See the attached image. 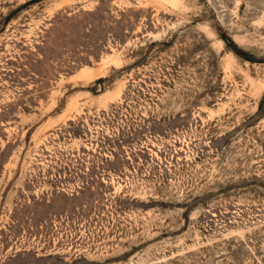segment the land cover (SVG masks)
<instances>
[{
    "label": "rangeland",
    "instance_id": "obj_1",
    "mask_svg": "<svg viewBox=\"0 0 264 264\" xmlns=\"http://www.w3.org/2000/svg\"><path fill=\"white\" fill-rule=\"evenodd\" d=\"M0 264H264V0H0Z\"/></svg>",
    "mask_w": 264,
    "mask_h": 264
}]
</instances>
